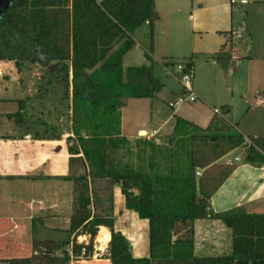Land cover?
<instances>
[{"label":"trees","instance_id":"obj_1","mask_svg":"<svg viewBox=\"0 0 264 264\" xmlns=\"http://www.w3.org/2000/svg\"><path fill=\"white\" fill-rule=\"evenodd\" d=\"M157 19L154 0H14L0 16V60L43 65L55 60L48 73L59 77L67 91L72 87L78 125V146H67L68 174L62 176L72 182L69 236L60 243H34L29 257L10 259V264H69L71 255L80 256L83 248L92 251L91 244L78 243L75 238L89 235L92 242L101 226L111 234L107 257L111 264H234L240 258H264V212L215 214L210 208L211 195L230 171L214 178L215 182L195 176L197 168L207 169L242 145L247 147L245 163L264 166V137H251L247 144L235 125L221 115L206 128L177 117L168 145L135 142L138 157L145 147L150 151L147 167L117 159L118 150L130 144L120 136V104L115 99L110 104L105 101L89 71L117 43L121 58L146 22L152 40ZM149 78L153 84L150 74ZM200 142L213 144L212 157L200 154ZM125 150L132 153L130 147ZM159 154L165 162L163 169ZM115 186L120 187L126 209L148 220V257H133L129 240L114 228ZM208 217L221 220L231 230L229 253H195L194 223ZM100 232L101 228L97 237ZM60 247L62 254H54Z\"/></svg>","mask_w":264,"mask_h":264},{"label":"crops","instance_id":"obj_2","mask_svg":"<svg viewBox=\"0 0 264 264\" xmlns=\"http://www.w3.org/2000/svg\"><path fill=\"white\" fill-rule=\"evenodd\" d=\"M163 1H166L165 5L161 6L162 2L159 4L158 0H154L158 19L153 25L152 40L150 39L149 43L151 51L146 52L147 60L144 61L137 56L139 60H130L132 62L125 63L135 44L120 58L122 59L120 70L124 74L121 77L122 81L124 80L122 85H125L126 91L124 97L122 94L119 95L124 99L117 101L120 104V136L129 141L147 140L158 143L165 134L169 135L173 132L177 117L198 127L206 128L211 120L219 115L214 112L216 109L226 119L232 113L231 103L227 101L228 92L225 90V97H223L225 99L222 100L216 87L225 78H232L237 70L235 56L232 54L233 39L241 37V32L244 30L243 26L234 25V7L231 0ZM253 1L254 6L257 7L255 12L258 11V7L262 11L260 22L264 25V0ZM247 3L248 1L245 4H239ZM176 13V16L181 13L187 16L188 30L186 32L189 35H185L184 39L180 32L181 34L185 32V24L179 17L172 19V14ZM145 24L148 25V22ZM164 28L168 32L167 40L170 44L168 45L172 47V40H176L175 44L180 46L177 56H180L181 60L172 61V63L190 62L191 64L193 89L196 95L194 102L184 100L182 103L173 104L184 97V91L164 66L171 62L170 51L167 49L162 53L159 52L164 42L161 40L164 39L162 32ZM172 31L175 34H172ZM168 45L166 48H169ZM155 54L162 58L161 62L156 61ZM211 58L215 59H212L214 69L208 66ZM247 59H253L251 53L247 54ZM103 63L106 66L101 67L100 70L104 68L112 70L113 64ZM97 67L89 71L92 76L99 70V66ZM156 69L160 71L156 72ZM0 70L4 71L0 72V225L7 224L9 231L13 233L11 237L17 239L23 229L20 224L31 219L34 212L42 214L43 211L46 212L50 207L52 209L55 206L54 202L51 204L48 202L49 190L46 178L67 175L66 155L68 157L70 155L63 139H56L54 135L33 138L34 134L30 129L32 123L28 121L27 114L22 115L28 109L27 96L30 94H27V89L18 82L20 74L15 61L0 60ZM1 73L4 74L1 76ZM149 74L154 80L153 84H150ZM231 83L233 85V79ZM254 92L257 95V105H264V93L257 87ZM69 93L70 105L73 107L74 99L71 92ZM224 110L227 113H222ZM47 124L48 120L42 125L35 124L34 129L40 126L45 127ZM3 127H10V132L12 131L13 134L8 132V135H4L6 132H1ZM243 136L247 140L251 138L249 135L243 134ZM236 151L234 149L216 161V163L224 161L230 165L235 164V167L211 195L210 208L215 214L232 210L264 212V167H255L245 162L238 164L240 156L236 154ZM65 159H67L66 162ZM45 164H47L45 173L35 172ZM31 175L38 176L33 181L28 178ZM18 189L20 193H17ZM34 190L40 193L35 197L36 199L32 196ZM113 196L115 230L120 231L129 240L133 257H148V220L140 219L134 211L126 209L120 187H114ZM119 214L124 218L136 219L138 229L130 231L122 227L117 229L115 222ZM100 228V236L103 233L108 235V241L105 243L107 245L111 238L110 231L104 226ZM100 236H98V242ZM193 240L196 254L220 255L230 252L232 233L221 220L208 217L195 221ZM97 260L99 262H96ZM92 262L111 264L108 259H93ZM234 264H264V258H240Z\"/></svg>","mask_w":264,"mask_h":264},{"label":"rangeland","instance_id":"obj_3","mask_svg":"<svg viewBox=\"0 0 264 264\" xmlns=\"http://www.w3.org/2000/svg\"><path fill=\"white\" fill-rule=\"evenodd\" d=\"M247 1L248 3L246 5H240L238 2H234V4H232V6L234 7V25L238 24L243 26L244 28L243 32H241V37H234L233 39L232 54L233 56H235L237 70L234 72L232 78H225L218 84V86L216 85V87L219 92L218 95L222 100L225 99L223 98L225 97V90L228 92L227 101L231 103L232 113L227 116V119L225 117L224 118L228 122L230 121V123H234L236 129L244 135H249L251 137H264V105H257V95H255L254 92L255 88L257 87V89H260V91L264 93V25H262V23L260 22V16L262 13L261 9H259L258 7V11L255 12L257 8L254 6L255 2L253 0ZM160 2H162L161 6H163L165 5L166 1L158 0L159 4ZM176 15L177 13L172 14V19H178L177 17H179L182 23L185 24V32L183 34H181L180 32V35L183 37L182 39H184L185 35H189V33L186 32V30H188L187 16L184 13H181L178 16ZM166 28H164V31H162L164 34V39L161 40H164V42L162 41L163 43L159 48V52L162 53L163 50L165 51L167 49L170 51L171 57L169 58V60L171 62L170 64H166L168 65V67H170V70H173L171 66H174L175 63H172V61L174 62L181 60V57L177 56V52L178 49H180V46H177L175 44L176 40H172V47L169 46L170 44L169 40H167L168 32H166ZM176 31H179V29H176ZM149 32L150 26L147 24H143L139 28V30L134 33V44L136 46L131 51V53H129L127 57L128 59H126L127 61H125V63L132 62L130 60H139L138 57L143 59L144 61L147 60L146 52L151 51V46L149 44ZM172 34H175V32L172 31ZM167 45L169 48H166ZM119 47L120 43L114 45L113 49L108 53L106 58L97 65L99 66V70L95 71L94 75L91 76L92 80L98 86L100 93L104 95L103 97L105 98V101L109 104L114 99L116 101L124 99L119 95L122 94L123 97L124 94L126 95V91L124 90L125 85H122V82L124 80L122 81L121 77H123L124 74L121 73L120 70L122 59H120L118 56ZM248 53L252 54L253 59H247ZM155 59L156 61L161 62L162 58L155 54ZM212 59L213 58L210 59V63L208 66L214 69L215 65L212 64V61L215 59ZM55 62V60H51L47 65H43L37 61H15L16 68L18 70V73L20 74L18 82L25 87L24 89H27L26 93L30 94L27 96L29 100L27 105L28 109L25 111L26 113L23 112L22 115L24 116V114H27L26 117H28V121L30 122V124L32 123V128L30 129L34 134L33 138L42 137L44 135H54L56 139H63L65 141L64 143L66 147L68 145L76 147L78 146L76 140L78 125L76 124L73 107H71L70 105L69 98V92H71L72 94V87L70 86L67 91L64 87V83L59 77H54L55 75H53L52 73H48L49 65L55 64ZM103 62H107V65L113 64V66L111 67L112 70H106L105 68L100 70ZM97 66L95 68H98ZM145 69L146 68H144V70ZM159 71L160 70L156 69V72ZM0 72L4 71L0 70ZM3 74L4 73H1V76ZM232 79L233 85L231 83ZM232 86L234 90L232 89ZM128 93H130V91H128ZM112 95L115 96L111 97ZM106 96H110L111 98H108ZM47 120L48 124L45 127L40 126L37 127L36 130L34 129L36 128L35 124L42 125ZM1 132H6L4 135H8V132H10V127H3ZM85 132L87 133L88 131L84 129L82 133L85 134ZM10 133L13 134L12 131ZM62 135L66 136L63 137ZM171 135L172 133H170L169 135L165 134L162 140H159V142L155 144H159L162 146L168 145ZM136 141L137 140H132L130 141L129 146H124L120 150H118L117 159H121L124 163H130L134 166L142 165L144 167H147L148 155L150 151L145 147L144 153H142L141 157H138V147L137 145H135ZM248 142L249 139H246L247 144ZM200 143H198V146L203 150L200 154L212 157V150L214 149L213 144L202 145L203 143ZM126 147L131 148V154L126 152ZM219 148L222 149L224 147L221 144ZM219 148L216 147L215 151H218ZM236 150V154L240 156V159L237 161V163L239 164L244 162V157L247 150L246 145H242L236 148ZM158 157L161 169L165 168V162L162 159V156L160 157L159 154ZM66 158L68 159L69 157L66 155ZM67 159H65V162ZM216 161L207 169L197 168L195 176L203 180L204 182L210 179L214 180L215 182L216 179L214 178L221 176L223 173H226L235 167V164L230 165L229 163H226L224 161L216 163ZM46 168L47 164L43 165L39 170L35 172L45 173ZM37 176L38 175H31L28 178H31V180L34 181ZM46 179H48L46 185L48 186L49 190L48 202L50 204L54 202L55 206L52 207V209L50 207V209L46 210V212L43 211L42 214L34 212L31 219H27L25 222H23V224H20L23 226V229L19 234L20 237L17 239L11 237L13 233L12 231H9L7 224L0 225V264H10L8 260L13 258L29 257L33 253L32 250L34 243H36L35 245H41L45 242L60 243L66 240L67 236H69L67 230L69 228L70 218L73 210L72 182L62 179L61 176H49ZM18 190L19 191L17 193H20V189ZM210 190L211 188L208 189V191ZM32 194V196L35 198L40 193L34 190ZM117 200L119 199L117 198ZM117 204L119 205L118 201ZM128 218H124L120 214L117 215L115 222V226L117 227V229L121 227L125 230L128 229V231L138 229V224L136 222L137 220L130 217L132 219L131 221V219ZM99 231L100 228L98 230V233ZM97 235L93 238L92 242L89 235H80L75 238L78 243L89 245L91 244L92 251L89 253L88 251H85V254H81L77 257L71 255L69 264H94L92 262L93 259H107L108 244L102 246L101 243L98 242ZM74 236H72L70 239L73 240ZM54 254L61 255V247L55 250ZM96 262L99 261L97 260Z\"/></svg>","mask_w":264,"mask_h":264},{"label":"built area","instance_id":"obj_4","mask_svg":"<svg viewBox=\"0 0 264 264\" xmlns=\"http://www.w3.org/2000/svg\"><path fill=\"white\" fill-rule=\"evenodd\" d=\"M234 2L245 4L247 0H231L232 4H234ZM188 63L189 62H177L174 64V66L171 67L173 70H170V67H168V65H164L166 69L169 70V73L179 82L184 91V97L179 98L175 103H173L175 105L182 103L184 100H187L189 102H194L196 100V95L193 89L192 68L191 66L187 65ZM170 104L173 105L172 103ZM214 112L221 115L219 110L217 109ZM85 251H87V248L82 249V254H85Z\"/></svg>","mask_w":264,"mask_h":264},{"label":"water","instance_id":"obj_5","mask_svg":"<svg viewBox=\"0 0 264 264\" xmlns=\"http://www.w3.org/2000/svg\"><path fill=\"white\" fill-rule=\"evenodd\" d=\"M14 2V0H0V16Z\"/></svg>","mask_w":264,"mask_h":264},{"label":"bare ground","instance_id":"obj_6","mask_svg":"<svg viewBox=\"0 0 264 264\" xmlns=\"http://www.w3.org/2000/svg\"><path fill=\"white\" fill-rule=\"evenodd\" d=\"M107 241H108V235L103 233L99 238V242L101 243L102 246H104Z\"/></svg>","mask_w":264,"mask_h":264}]
</instances>
